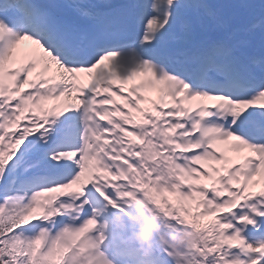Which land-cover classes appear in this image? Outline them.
Here are the masks:
<instances>
[{"label": "snow or ice", "instance_id": "1", "mask_svg": "<svg viewBox=\"0 0 264 264\" xmlns=\"http://www.w3.org/2000/svg\"><path fill=\"white\" fill-rule=\"evenodd\" d=\"M0 264H264V0H0Z\"/></svg>", "mask_w": 264, "mask_h": 264}]
</instances>
